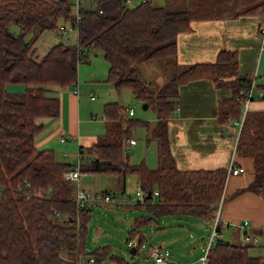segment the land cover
<instances>
[{"label": "trees", "instance_id": "1", "mask_svg": "<svg viewBox=\"0 0 264 264\" xmlns=\"http://www.w3.org/2000/svg\"><path fill=\"white\" fill-rule=\"evenodd\" d=\"M95 1V7L80 8L77 45L59 42L36 58L28 34L33 29L39 33L56 30L62 20L75 24L73 1L0 0V264H87L90 256L94 258L90 264H102L108 257L116 264L128 261L111 252L110 244L88 251V223L94 209L77 207L74 181L64 176L69 167L56 158L54 149L36 146V136L43 128L38 119L61 112L59 96L51 93L53 87H77L78 63L92 48L103 50L109 63L107 80L116 90L130 89L158 115L150 133L157 142L156 168L144 160H130L123 137L149 122L131 117L119 101L104 104L105 130L88 149L89 166L82 168L124 177L137 174L145 192L144 201L138 204L148 214L134 218L129 232L132 240L140 235L142 246V228L157 217L215 219L217 215L227 169L179 168L170 147L169 117L178 106L182 83L209 78L233 89L232 98L219 102V119L240 118L245 100L240 90L250 87L252 75L239 74L236 50L221 49L216 60L189 64L154 89L140 77L136 62L142 57L176 59L177 36L189 31L193 21L264 13V0H187L184 9L149 0L135 6L126 0ZM14 83L24 84L21 100L8 96V85ZM256 88L264 90V82ZM237 148L254 160L255 176L246 188L264 195V110L246 111ZM250 246L217 236L202 255V264H264V257L250 254Z\"/></svg>", "mask_w": 264, "mask_h": 264}, {"label": "crops", "instance_id": "2", "mask_svg": "<svg viewBox=\"0 0 264 264\" xmlns=\"http://www.w3.org/2000/svg\"><path fill=\"white\" fill-rule=\"evenodd\" d=\"M142 1L144 0H132L136 5ZM149 1L155 5H166L171 8H176L177 3L180 4L179 0H165L162 3ZM263 25L264 13L243 14L240 16L227 15L216 19L193 21L192 28L189 31L181 32L177 36V57L172 59L173 75L189 64L216 60L221 49H231L238 52L239 74H250L253 79L261 65H263L264 70V35L261 32ZM87 53L86 60L84 59L78 63V70L83 62H89L91 55L98 52L95 48H92L87 50ZM102 54L104 56L103 50ZM145 61L148 60H141L137 64L140 77L143 76L142 64ZM98 67L97 62L91 74H89V78L93 82H89V78L82 80L80 74V83L77 82L79 92H74V86H54L51 93L59 96L61 112L58 116H45L38 119L43 128L36 136V146L40 149H54L56 158L66 163L67 167L73 168L77 162L71 161L72 153L68 148H62L59 145H71L73 143L78 145L79 143V151L83 145L81 157L78 153L82 171V168L89 166L90 160L88 155V162L83 163V158L86 157L85 149L88 150L92 142L101 135L98 134L99 131H91L92 129L96 130L93 123L98 121V115L92 110V104L86 100L87 97L95 100L96 95L91 88L101 87L103 86L102 82L107 81L109 68H106L103 64L106 69L105 72L101 67ZM258 76L261 75L258 74ZM262 77V80H257V85L264 80L263 75ZM169 78L159 76L156 82L162 86ZM147 82L151 83V80ZM262 94H264V90L256 91L255 97L249 103V110H264ZM232 97L233 89L231 87L218 86L216 82L209 78H195L182 83L180 85L178 106L169 117L170 147L177 166L181 169H213L218 167L227 169L220 209V232L224 234V226H227L231 234V240L228 241L246 243L252 245L253 249L264 248V195L246 188L255 176L254 160L252 157L242 155L238 151L237 142L240 132L238 126L232 120L222 121L219 119V102ZM106 102H109V100L105 101L104 104ZM96 105L98 108L99 104ZM157 120L158 115L156 114V117L149 120V125L146 126L149 132L147 138L149 141H155L156 150L157 142L151 138L150 133ZM103 122L105 123L104 118ZM134 132L135 129H133L131 136H127L129 139L134 138V143L124 141L128 151L130 145L135 146L138 144ZM149 141L146 142L147 147ZM80 142L85 145L80 144ZM61 149L63 150L61 151ZM153 155L152 152V158ZM144 158L148 161L146 157ZM232 165L240 166L241 171L238 173L229 171ZM86 173H89V175L93 173L94 177L97 174H115L121 180V175L116 173H96L92 171H86ZM79 181L82 180L79 179ZM79 181L75 183L80 184ZM125 189L126 183L124 191ZM166 220L168 219L166 218ZM244 220L249 223L247 227L241 225ZM246 235L250 237L248 241L244 238ZM262 252L264 253V250ZM258 256L264 257L262 254Z\"/></svg>", "mask_w": 264, "mask_h": 264}, {"label": "rangeland", "instance_id": "3", "mask_svg": "<svg viewBox=\"0 0 264 264\" xmlns=\"http://www.w3.org/2000/svg\"><path fill=\"white\" fill-rule=\"evenodd\" d=\"M74 5V12H77L78 7H91L95 0H84V2L77 6L75 0H72ZM138 1V0H134ZM155 2H164L165 0H152ZM177 3V9H184L187 6V0H179ZM128 5H136L134 2L128 3ZM65 24L69 30L67 33L62 32L59 27ZM58 29L46 30L39 33L38 29H33L28 34V41L33 46V56L41 58L49 48L59 42L66 44L77 45V31L71 29L69 21H60ZM97 54L91 55L89 62H83L79 66L78 70V82L80 80H86L89 78L92 69L98 66L106 72L105 67L109 68V63L102 54V49L95 48ZM164 58H140L136 65L141 60H148L142 64L143 76L142 79L148 82L152 88L160 86L156 82L159 76L166 78L173 75L172 72V58L163 60ZM84 60V59H83ZM82 60V61H83ZM86 60V59H85ZM103 64L105 67H103ZM98 67V68H99ZM260 71V72H259ZM257 74L261 76L257 80H262L264 76L263 65L259 67ZM81 74V79H80ZM108 74V73H107ZM166 76V77H165ZM107 79V78H106ZM89 82H93L89 78ZM108 82V83H107ZM103 86L93 87V93L96 95L95 100H91L87 97V101L92 104V110L98 115L97 120L94 121L95 129L92 132L99 131L98 134H103L105 130V123L103 122V104L105 101H119L124 104L127 109L134 108L133 118L140 120H153L156 117L157 112L153 107L143 108V102L137 100L130 89H123L118 92L113 82H102ZM24 91V84L14 83L8 85V96L15 100H21ZM101 100V101H99ZM99 104L97 108L96 104ZM102 120V121H100ZM134 136L136 137L138 144L135 146H129V155L132 162H139L144 160L151 168L157 166V150L155 141H149L147 136L149 132L145 125L139 124L135 126ZM149 141L147 147L146 142ZM80 144H84L80 142ZM85 145V144H84ZM62 148H68L72 153L71 161H76V165L80 164L79 161V143H73L71 145H59ZM63 149H61L62 151ZM153 152V158L151 153ZM84 153V152H83ZM86 157L83 158V163L88 162L89 152L85 149ZM84 156V155H83ZM146 157L148 159L145 160ZM155 162V163H154ZM151 163V164H150ZM84 173V175H83ZM112 177V179H111ZM118 175L115 174H97L95 177L93 173L89 175L82 171V175L79 181L81 187L85 188L90 193L102 192L104 190L109 191L113 195L115 194V201L120 203L102 204L94 209L93 216L89 220V233H88V251L97 245L110 244L111 252L121 254L127 258L129 264H157L155 257L152 254V247L162 245L163 248L168 251L169 258L175 261L177 264H202V255L205 254L206 248L209 244L212 231L214 228L213 217L197 218L193 216L185 215H166L160 218H156L152 223L147 224L142 228V233L145 236V240L142 246H138V252L131 253V246L135 243L129 235L130 229L133 226L134 218L141 214H148L143 204H138V200L144 201L145 192L139 186V179L137 174L128 173L125 177L121 175V180ZM77 182V181H76ZM126 183V189L125 188ZM75 187L79 188V184L75 183ZM130 198V200L127 199ZM138 197V198H135ZM157 195L154 196V202ZM168 219L165 221V219ZM221 238L224 240H231L230 229L224 226V234L221 233ZM264 248L253 249L252 245L249 247L251 255H264L262 252ZM127 261V262H128ZM102 264H116L115 261L109 257L106 258Z\"/></svg>", "mask_w": 264, "mask_h": 264}, {"label": "built area", "instance_id": "4", "mask_svg": "<svg viewBox=\"0 0 264 264\" xmlns=\"http://www.w3.org/2000/svg\"><path fill=\"white\" fill-rule=\"evenodd\" d=\"M126 1H127V3H130L132 0H126ZM75 2L77 4V6H80L84 2V0H75ZM95 6H96V3L93 5V7H95ZM133 6H135V5H133ZM80 8L81 7H78V10L76 12V23L75 24L70 23L71 29H74L76 31L78 30L76 27V24L79 22L80 17H81ZM59 29L64 33H67V31L69 30V28L65 24L60 25ZM261 32L264 35V25L261 28ZM80 55H82V54H80ZM258 78H259L258 74L255 73V76L252 79V83H251L250 87L248 89L242 88L240 90V93L245 95V100L243 102V114L240 118L232 120L233 123L236 126H238L239 130H241V127L243 125V121H244L246 111L249 108L248 107L249 103L256 95V91H257L256 90V86H257L256 82H257ZM74 91L78 92L79 90L77 87H75ZM260 93H262V92H260ZM128 111H129L130 115L134 114L133 108H129ZM123 140L126 143L127 142H130V143L135 142L134 138L129 139V137H127V136L123 137ZM81 153H82V148H80V151H79L80 157H81ZM241 169L242 168L240 166H233L232 165V166H230L229 171H232L234 173H238L241 171ZM81 175H82V171H81L80 164L75 165L73 168H68L64 171L65 178L74 181V183L76 181L77 182L79 181V179L81 178ZM1 192H2V187L0 186V193ZM115 197H116L115 194L113 195L112 193H110L109 191H106V190H104L102 192H95L94 194L90 193L85 188L81 187V185L79 184V188L75 187V193H74L73 199H74V201H75V203L79 209H85V208L86 209H95L96 207H98L102 204H109V203H114V202L120 203L118 201H115ZM135 198H138V197H135ZM127 199L130 200L129 197H127ZM138 202H142V201L138 200ZM221 202L219 203V209H218L217 215L214 219V228L212 231V235H211V238L209 241L208 248H209L212 240H214L215 237L221 235V232L217 228V223H219L221 221V219H220ZM241 225H242V227H247L249 225V223L247 220H244ZM244 238L246 241H248L250 237L248 235H246ZM152 254L155 257V261L157 264H177L175 261H173L169 258L168 251H166L162 247V245H155L152 249ZM202 258L205 260V256H203ZM93 261H94V258L92 256H90L89 260H86V263L90 264Z\"/></svg>", "mask_w": 264, "mask_h": 264}, {"label": "water", "instance_id": "5", "mask_svg": "<svg viewBox=\"0 0 264 264\" xmlns=\"http://www.w3.org/2000/svg\"><path fill=\"white\" fill-rule=\"evenodd\" d=\"M148 107V103L147 102H145L144 104H143V108H147ZM148 197H150V195H148ZM140 241H141V236L140 235H138L137 236V239H136V241H135V243L131 246V253H135L136 252V250H137V248H138V246H139V244H140ZM126 264H128V262H126Z\"/></svg>", "mask_w": 264, "mask_h": 264}]
</instances>
